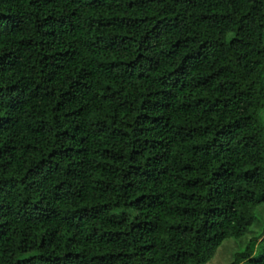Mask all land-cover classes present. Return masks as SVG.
Wrapping results in <instances>:
<instances>
[{
    "label": "trees",
    "instance_id": "1",
    "mask_svg": "<svg viewBox=\"0 0 264 264\" xmlns=\"http://www.w3.org/2000/svg\"><path fill=\"white\" fill-rule=\"evenodd\" d=\"M263 111L264 0H0V264L209 263L264 205Z\"/></svg>",
    "mask_w": 264,
    "mask_h": 264
},
{
    "label": "rangeland",
    "instance_id": "2",
    "mask_svg": "<svg viewBox=\"0 0 264 264\" xmlns=\"http://www.w3.org/2000/svg\"><path fill=\"white\" fill-rule=\"evenodd\" d=\"M264 123V111L261 114ZM258 218L251 229V232L241 240L230 239L217 251L213 259L207 264H233L235 256L242 253L252 240H257L258 245L264 239V205H261L257 211Z\"/></svg>",
    "mask_w": 264,
    "mask_h": 264
}]
</instances>
